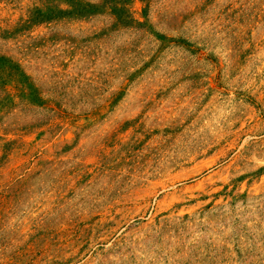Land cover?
Returning <instances> with one entry per match:
<instances>
[{"label":"rangeland","instance_id":"rangeland-1","mask_svg":"<svg viewBox=\"0 0 264 264\" xmlns=\"http://www.w3.org/2000/svg\"><path fill=\"white\" fill-rule=\"evenodd\" d=\"M0 57V264H264V0H0Z\"/></svg>","mask_w":264,"mask_h":264},{"label":"trees","instance_id":"trees-1","mask_svg":"<svg viewBox=\"0 0 264 264\" xmlns=\"http://www.w3.org/2000/svg\"><path fill=\"white\" fill-rule=\"evenodd\" d=\"M77 6H82L83 4L77 2ZM84 8V12L86 13V11L90 14L92 13L93 9L95 8L94 6H91L89 4H86ZM91 11V12H90ZM95 11V10H94ZM56 15H53L52 12L50 14L49 13H42V12H38V16L37 19L40 23H48L51 20H54L55 18H59V17H63V15H68L66 13V11H60V12H55ZM79 16L83 15V14H77ZM0 70L1 71H5V70H10V75H12V77H17L20 76L21 80L24 81L25 80V76L20 72L19 67L15 65V63H13L11 60H8L5 57H0ZM23 94L25 95V98L30 99L33 95V91H29V93L23 92Z\"/></svg>","mask_w":264,"mask_h":264}]
</instances>
